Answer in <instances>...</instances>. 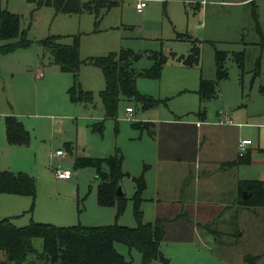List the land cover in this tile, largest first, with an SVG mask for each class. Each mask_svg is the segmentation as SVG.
Instances as JSON below:
<instances>
[{
  "label": "rangeland",
  "instance_id": "1",
  "mask_svg": "<svg viewBox=\"0 0 264 264\" xmlns=\"http://www.w3.org/2000/svg\"><path fill=\"white\" fill-rule=\"evenodd\" d=\"M113 1L119 6L104 12L96 25L94 14H56L52 7H39V0H0V10L20 16L21 29L27 31L31 41L26 49L0 54V169H20L19 172L32 174L37 179L35 198L0 196L3 199L0 201V220L14 217L10 220L19 228L32 222L58 227L115 224L116 209L100 210L97 205L99 180L96 170H77L70 155L59 160L52 157V153L66 143H73L84 154L83 149L87 154L90 151L93 157L115 155L117 151L118 156L123 157V171L130 177L122 182L128 201L117 220L119 225L130 228L138 225L132 200L136 193L133 179L142 175L147 183L141 194L143 222H153L158 216H175L179 207L176 208L173 201L187 199L189 193H185L186 190L194 188L195 184L183 178L186 174L181 166L171 163L165 169L159 165L157 134L151 136L147 129L140 127L167 119L188 123L196 120L198 111L205 110L213 118L218 111H223L233 114L236 122L264 124V0H252L246 5L209 4L201 11L193 4L198 0ZM140 1L148 3L142 15L135 9ZM49 35H64L61 43L65 45L73 44L72 37L79 36L82 60L107 56L123 48L132 49L135 55L142 56L135 61L139 70L152 66L151 51L168 53L169 61L160 78L137 81L138 92L160 101L159 105L144 110L135 99L122 98L118 117L107 119L100 99L104 77L100 69L91 66H82L79 81L84 90L93 92L94 104H73L68 94L74 84L73 75L61 72L53 64L50 53L40 45V41ZM196 41H199L201 51L200 64L192 68L176 66L177 58L188 56ZM3 44L5 42L0 40V46ZM216 51L227 54L225 70L228 76L218 81L216 97L203 102L199 95L200 79L216 81ZM237 55L243 58L242 66ZM41 64L46 75L36 82L33 73ZM127 106L135 111L131 118L125 113ZM8 117L16 118L29 131L30 143L21 146L20 150L8 145L5 126ZM103 120L104 134L100 136L93 132L92 126ZM259 127L245 128V136L254 142L255 148L259 144L264 148V125ZM175 147L176 143L171 148ZM31 164L35 169L30 170ZM145 166L149 167L146 171ZM56 167L70 169L74 184L50 183L47 176L52 177ZM252 170L257 171L253 178L264 176V167L258 161L252 168H245L242 175L249 176ZM181 187L183 190L178 196L176 189L180 191ZM189 192L192 194L193 191ZM242 209L240 214L229 212L215 224L206 225L214 232L210 236L205 229H199L193 243L164 242L161 251L168 264H246L247 256L262 254L264 210ZM194 236L195 229L177 233L175 238L183 242L193 240ZM34 245L39 251L43 250L42 239H36ZM116 249L127 261L142 263L138 250L121 243L116 244ZM151 264L164 263L156 260Z\"/></svg>",
  "mask_w": 264,
  "mask_h": 264
},
{
  "label": "trees",
  "instance_id": "2",
  "mask_svg": "<svg viewBox=\"0 0 264 264\" xmlns=\"http://www.w3.org/2000/svg\"><path fill=\"white\" fill-rule=\"evenodd\" d=\"M39 7H52L56 14L81 15L84 13L96 16V25L101 21V15L110 12L119 6L113 0H39ZM259 29V28H258ZM73 44L61 43L62 36H49L40 41V45L50 53L52 62L61 72L70 73L74 77V84L68 94L73 104L86 106L94 104V94L82 88L79 74L82 66H91L102 71L105 79V88L100 92L105 117L116 119L119 113V104L122 98L135 99L143 105L144 110L157 107L160 101L141 95L137 89L140 78L161 77L164 67L169 61V54L161 51H151L149 58L153 61L149 69L139 70L135 67V52L123 48L120 52L110 53L103 57H91L82 60L80 57V37L73 36ZM188 38V37H187ZM0 40L5 44L0 46V54L6 55L26 49L31 45L27 31L21 29L20 16L9 10H0ZM199 41L194 44L188 56L177 58L188 67L200 63ZM227 54L216 51V81L201 80L199 95L201 100L207 101L216 97L218 81L227 78L225 61ZM238 63L243 65V58L239 55ZM175 58V56H174ZM133 109V108H132ZM204 116L206 111L199 112ZM198 114V115H199ZM104 121L92 126L93 132L100 136L104 134ZM134 126H139L133 124ZM7 142L11 146H25L30 143V134L14 117L6 118ZM151 136H155V124L146 123L143 127ZM66 147L69 149L70 144ZM69 152L71 150L69 149ZM121 156V155H120ZM115 155L107 158H94L89 156L78 157L75 168H94L97 173L99 185L97 188V203L102 208H115L116 218L124 213L128 199L126 196H117L116 192L123 180L130 177L123 171V157ZM252 153L240 156L235 165H249ZM145 166V171L148 169ZM136 193L133 197L134 212L138 225L134 228L121 226L118 223L109 226L86 227L77 225L72 227H58L51 224L35 223L19 228L12 224L10 219L0 220V264H135L127 261L117 249L116 244L121 243L130 249L138 250L142 255L141 264H151L160 260L164 264L169 261L164 257L161 249L167 235L169 219L157 218L152 223H144L140 211L142 192L146 189L145 176L133 179ZM241 207L262 208L264 210V181L245 180L238 183ZM246 192L247 198L242 194ZM37 193L36 180L27 173L0 172V194L28 196L35 198ZM188 218L186 214L181 215ZM42 239L43 250L39 251L34 241ZM263 255L246 257V264H255Z\"/></svg>",
  "mask_w": 264,
  "mask_h": 264
},
{
  "label": "crops",
  "instance_id": "3",
  "mask_svg": "<svg viewBox=\"0 0 264 264\" xmlns=\"http://www.w3.org/2000/svg\"><path fill=\"white\" fill-rule=\"evenodd\" d=\"M249 1L252 0H238L237 2H234L233 0H229V1L227 0L199 1L198 0L193 4L196 5V9L198 11H201L202 8H205V6L208 7L209 4L231 5L233 3H237V4L246 5L248 4ZM147 8H148V3L145 9ZM145 9L142 12H139L137 10L136 11L137 13L142 15L144 14ZM56 36H61V35H56ZM210 42L212 44L214 43L212 41ZM162 43L164 42L162 41ZM176 62H177L175 63L176 66L182 68L188 67L179 60H177ZM41 66L43 67V65L41 64L39 67L36 68V72L33 73V79L36 82L44 78L46 75V72H44ZM100 72L102 71L100 70ZM97 77L98 79H100V75H97ZM202 79L204 78L201 77L200 80ZM204 80H209V79H204ZM103 81L105 83V79H103ZM209 81H214V80H209ZM104 88H105V84H104ZM86 91L88 90L86 89ZM128 108L131 107L127 106L126 108L125 113L127 114V116H129V114L127 113ZM199 112L201 111H198V113L195 115L196 120L194 121L190 120L188 123L183 122L181 119L160 120L157 121V124L154 123L155 135L157 134V147H158L157 157H159L160 159L159 165L164 166L165 169L171 163L174 165L181 166L184 170L183 174H186L185 177L183 178L186 179L188 178L195 184L194 188L192 187L189 188V191L191 192L193 191L192 194L188 191V189L186 190L185 193L187 192L189 193L188 194L189 197H187V199L185 200L177 199L176 201H173V205L176 208L179 207V209L177 208V210L175 211L176 212L175 216L157 217V218H166L169 219L170 221V223L166 227L167 235L165 242L167 243L168 242L193 243L201 229H205L207 231V236L214 234V232L211 231L209 227H206V225L215 224L216 222H218L217 219L223 218L229 212L236 211L237 213L240 214L242 211H244L242 207L238 205L236 206L240 198L238 192V183L240 181H245V180L264 181L262 180L264 176H262V178H258L259 176H255V178H253V175L257 173L256 170H255L256 172L252 170L249 176L242 175V171H244L245 168H252V166L255 165L256 161H258L261 167H264V148H261L260 144L257 148H255L254 142H252V145L249 147L248 152L252 153L251 164L249 165L234 164L235 161L240 156H243L239 152L240 141L244 139H250L249 137L245 136L246 131H244V129L245 128L260 129L261 127H259V125H264V124H253L248 121L236 122L234 121L235 117L233 114L224 113L223 111H218V113L216 114V118H213L212 116L209 117L207 111L204 116L200 115ZM134 113L135 111L133 112V114ZM225 120H228L229 124H221ZM1 130H3V127L1 128ZM175 143L177 144V147L171 148L172 145ZM67 144L68 143L64 144L62 147L58 149H64L67 155H70L69 156L70 159L72 158L74 159V162L78 157H83V156L93 157L90 151L89 154H87L86 150L83 149V151H85L84 154V152L82 153L80 149H77V146H74L73 143H69L70 144L69 149L71 150V152H69V149L66 147ZM9 146L10 148H17V149L21 147V146H11V145ZM117 149L118 148L115 149V152L117 151ZM172 151L175 152V154L169 155L168 153ZM164 153H166V156L164 155ZM107 157L109 156L97 155V157L94 158H107ZM63 158H66V156L62 157V159ZM33 169H35L34 165L31 164L30 170ZM19 170L20 169H15V168H5V169H0V172L21 173L19 172ZM29 175L33 176L32 174ZM33 177L35 178L37 183L36 177L35 176ZM47 179L50 183L56 181L58 183L67 184V185H72L75 182L74 176H72V178L69 180H61V179H57L55 175L52 174V177L47 176ZM198 181L199 183H197ZM182 190H183L182 187L180 191L176 189V191L179 193L178 196L181 195ZM200 190L203 191L199 192ZM214 194L217 195L216 199H214ZM0 196L7 197L8 195L0 194ZM202 196H205L204 197L205 199L199 198ZM2 200L3 199H0L1 202H3ZM99 209L103 210L104 208L99 206ZM110 209H114V208H110ZM260 209L262 210V208ZM182 214H186L188 218H183L181 216ZM114 215H115L114 223H117L116 213ZM12 218L14 217H7L6 219H12ZM147 223H152V222H147ZM44 224H49V223H44ZM194 229H195V236L193 240L190 239L188 241H183V242L180 240H176L177 238L175 237L177 236V233L184 234ZM171 230H173V236L172 235L170 236ZM216 235L218 236L217 233ZM263 254L264 252L262 254L255 255L254 257ZM255 264H264V257L259 259Z\"/></svg>",
  "mask_w": 264,
  "mask_h": 264
},
{
  "label": "built area",
  "instance_id": "4",
  "mask_svg": "<svg viewBox=\"0 0 264 264\" xmlns=\"http://www.w3.org/2000/svg\"><path fill=\"white\" fill-rule=\"evenodd\" d=\"M146 7H147V2L145 1H140L136 4V10L139 12L144 11ZM133 112L134 111L132 108L127 109V113L129 114L130 118L133 116ZM221 124H229V121L225 120ZM251 145H252V141L250 139H244L240 141L239 143L240 154L245 155L249 151V147ZM66 155L67 153L64 149H58L54 153H52V157L58 160L62 159V157H65ZM53 173L57 179H61V180H69L73 176V173L70 169H64L62 167L53 168Z\"/></svg>",
  "mask_w": 264,
  "mask_h": 264
},
{
  "label": "water",
  "instance_id": "5",
  "mask_svg": "<svg viewBox=\"0 0 264 264\" xmlns=\"http://www.w3.org/2000/svg\"><path fill=\"white\" fill-rule=\"evenodd\" d=\"M139 57H141V55H139ZM139 57H138V55H135V56H134V61H137ZM116 194H117V196H124V195H125V192H124V189H123L122 182H121V184L119 185ZM243 195H244V199H246V198H247V193L244 192Z\"/></svg>",
  "mask_w": 264,
  "mask_h": 264
}]
</instances>
